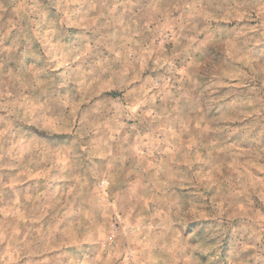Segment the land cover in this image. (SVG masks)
Masks as SVG:
<instances>
[{
    "label": "rangeland",
    "instance_id": "1",
    "mask_svg": "<svg viewBox=\"0 0 264 264\" xmlns=\"http://www.w3.org/2000/svg\"><path fill=\"white\" fill-rule=\"evenodd\" d=\"M0 264H264V0H0Z\"/></svg>",
    "mask_w": 264,
    "mask_h": 264
}]
</instances>
